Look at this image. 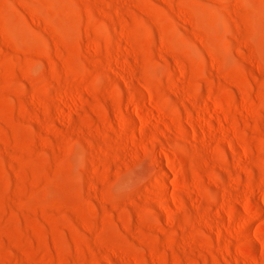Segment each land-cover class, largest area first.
I'll return each instance as SVG.
<instances>
[{
	"label": "rangeland",
	"instance_id": "374dc122",
	"mask_svg": "<svg viewBox=\"0 0 264 264\" xmlns=\"http://www.w3.org/2000/svg\"><path fill=\"white\" fill-rule=\"evenodd\" d=\"M0 264H264V0H0Z\"/></svg>",
	"mask_w": 264,
	"mask_h": 264
}]
</instances>
